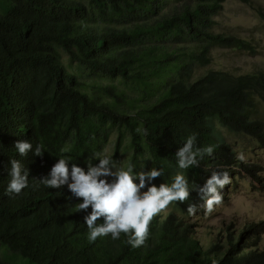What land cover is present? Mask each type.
I'll return each mask as SVG.
<instances>
[{"label": "trees", "instance_id": "1", "mask_svg": "<svg viewBox=\"0 0 264 264\" xmlns=\"http://www.w3.org/2000/svg\"><path fill=\"white\" fill-rule=\"evenodd\" d=\"M227 1L0 0V264H264V221L229 228L208 246L195 237L192 220L206 215L203 207L187 212L203 204L195 190L157 215L146 244L133 248L124 234L90 243L91 207L79 211L82 199L67 185L42 182L59 158L87 171L108 145L134 172L162 169L157 186L181 171L199 186L227 171L223 193L242 175L260 182L258 165L236 158L224 131L264 147V71H206L217 50L254 52L217 32ZM233 1L264 20L254 0ZM193 134L214 154L181 170L176 151ZM18 140L33 151L20 156ZM11 160L29 171L19 194L6 191Z\"/></svg>", "mask_w": 264, "mask_h": 264}, {"label": "clouds", "instance_id": "2", "mask_svg": "<svg viewBox=\"0 0 264 264\" xmlns=\"http://www.w3.org/2000/svg\"><path fill=\"white\" fill-rule=\"evenodd\" d=\"M137 131L142 130L138 128ZM143 131L147 133L146 129ZM196 142L195 134L190 135L176 151L179 169L188 170L198 166L204 155L213 156L212 146L201 148ZM15 148L20 156L33 151L29 141L18 140ZM42 154V149L37 147L34 155ZM91 159H98L99 163L93 165ZM70 162L69 159L59 158L42 182L57 189L67 185L75 197L82 199L78 205L79 211H87L91 207L90 213L84 216L90 243L98 237L109 235L117 240L124 234L128 237L127 243L133 248L143 246L150 235L151 221L166 211L171 203L187 201L191 191L195 190L203 204L188 205V214L195 215L200 207L206 214H211L223 201L221 190L231 183L229 173L224 170H214L203 186L194 182L190 184L188 177L181 171L171 184L161 183L157 186L152 181L163 176L162 169L152 168L137 173L131 163L117 167L112 155L107 152L94 153L88 161L87 171L73 162L69 167ZM10 163L11 180L6 191L8 194H19L28 186L29 171L18 160H11ZM101 218L103 223L97 224Z\"/></svg>", "mask_w": 264, "mask_h": 264}, {"label": "rangeland", "instance_id": "3", "mask_svg": "<svg viewBox=\"0 0 264 264\" xmlns=\"http://www.w3.org/2000/svg\"><path fill=\"white\" fill-rule=\"evenodd\" d=\"M257 7L264 10V0H254ZM217 32L231 34L248 42L254 52L243 50H217L211 66L206 71L228 72L235 76L252 75L264 71V20L257 12L237 1L229 0L217 18ZM227 141L233 145L236 158L243 163L257 164L260 182L247 176L237 178L235 185L224 192L226 200L215 207L211 214L192 220L197 227L195 237L205 246L212 238L219 239L226 230L238 232L244 224L264 221V147L251 137L230 134L224 131ZM251 138V140H250ZM105 152L113 157V146L108 145ZM117 167L127 166L126 156L113 159ZM111 179V178H109ZM155 183V181H152ZM160 184L158 183V186ZM174 202L163 213L174 211ZM259 248L264 247V234L258 239ZM261 246V247H260Z\"/></svg>", "mask_w": 264, "mask_h": 264}]
</instances>
